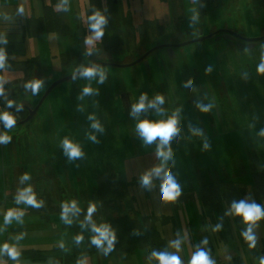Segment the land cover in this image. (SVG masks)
<instances>
[{"label":"rangeland","instance_id":"rangeland-1","mask_svg":"<svg viewBox=\"0 0 264 264\" xmlns=\"http://www.w3.org/2000/svg\"><path fill=\"white\" fill-rule=\"evenodd\" d=\"M67 1L63 0L61 8L65 11L66 4L70 5L68 15L64 14L66 17L63 18L60 31H53L51 27L54 24L49 23L51 20L48 22L49 18H47L48 12L52 13L48 10L51 7L50 0H0V52L3 53L4 58L18 62L8 64L1 70L0 120L3 119L6 122L4 119L6 107L21 109H26L27 106L33 107L50 83L69 75L85 63L91 65L105 60L119 65L127 64L143 56L158 44H177L186 41L188 29V32H193L194 37H197V34L209 35L221 29L233 31L245 38L264 36V0H217L215 4L204 7L202 4L205 2H200L192 7L194 11L198 9L200 14L198 21L195 20L191 26L185 19L184 6L182 7L184 0H174L173 10H170L167 0H123L122 11L126 12L122 13V24L118 25L124 32L119 33L115 28L116 25L110 24L113 20L109 19V25H105L99 37L96 30L89 28L87 31L88 24L85 22V17L82 23L75 21V16H82L78 9V0ZM88 1L86 18L92 21L93 17L97 20L100 19V15L106 13L111 0ZM116 2L120 0H113V3ZM48 24L52 26L49 28ZM132 29L136 34L134 40L132 39L134 36H130ZM261 42L251 44L254 46H250L249 43L243 44L242 50L232 58V63L222 57V53L216 54L221 47L214 46L213 44L216 43L211 39L170 49L177 55L176 67L174 66L169 72L172 75L175 98H177L178 85L183 86L187 95H180L185 98V106H183L185 111H179L177 122L180 126L177 127L175 123L174 135L167 143H163L160 137L149 143L137 129V125L144 121L153 124L161 123L163 119L160 117L161 110L169 109L175 102L170 97V86L165 80L167 75L161 71L163 65L161 57L164 51L162 49L154 51L145 58L149 74L146 77H134L136 81L134 84L137 87L134 92L131 89L133 80H129L131 76L125 74L123 68L93 69L95 73L105 75L106 79H109L108 82H111L96 94L100 98L99 110L95 112L98 116L101 114V118H95L87 110L85 115L81 116L74 107L65 109V126L70 127L72 124L82 126L93 119H101L99 122H91L92 126L87 129L97 134L92 139L94 145L99 147V151L87 154L84 159L82 149L87 151V141L90 138L84 137L82 133L80 138H76L81 140L77 143L81 153L79 155L81 165L91 161L86 158H92L91 164L102 162L104 160L102 147L108 146V154L113 159L110 170H115L116 176L120 175L123 179L136 182L144 180L145 177H148L149 181L152 177H161L160 181L164 179L165 183L166 177H172L178 185L179 195L175 198L177 203H174V200H165L159 184H153L151 181L148 184L138 182L130 185L129 193L134 198L132 208L137 210V215L144 221L143 223L145 225L152 223L163 238L166 248L164 254L176 256L180 264H185L184 260L192 261L199 251H203V246H206L209 239L216 243L220 242L212 255L214 258L237 255L243 250V244L254 247L255 250L258 248L257 252L262 246L263 215L254 222H245L239 217L237 224H241L237 229H232L235 232L231 238L226 239L227 242L219 239L224 236L223 233L216 235L214 240L210 235H204L198 200L196 194L190 190V186L199 184L200 177H207L209 170L213 167L211 160L214 159L209 156L211 146L207 141L209 132L216 135L213 137L219 143H223L229 136V134L227 136L218 134L214 125L216 120L222 123L225 121L223 129L238 131L240 140L250 139L251 129L257 131L252 120L257 119L258 116H264V75L259 72L260 65L264 63V43ZM28 66H30L29 69H27ZM9 68H13L12 71H9ZM195 70L196 75L193 72ZM190 73L194 74L189 77ZM255 73L260 74L254 80ZM149 80L152 81L151 84ZM36 83L39 87L33 88L32 85ZM191 83L195 86H190ZM65 85L66 82L59 84L54 88L52 96H48H51L49 100L53 106L52 113L57 109L54 96L63 93ZM126 88L132 94L134 108L141 102L144 104L139 112L134 111L136 118L130 119L133 121L123 118L119 100L120 92ZM158 97L163 98L162 103ZM103 101L105 105L103 103L99 106ZM177 106L178 102L173 105L178 108ZM201 108L205 113L204 120L201 118L202 113L197 111ZM258 109L260 112L257 113ZM249 110L253 114L248 116ZM18 113L23 115L24 110ZM106 119H110L111 122L117 121L119 124H116L114 130L113 128L103 129L102 127L107 126L102 120ZM172 119L171 116V121ZM206 120L209 131L205 132ZM105 122L108 123V121ZM43 124L44 127L47 126L44 122ZM28 126L23 124L18 127L0 129V138H16L19 135L18 143L21 144L23 141L24 144L25 141L28 146L27 161L30 162L33 159V167H31L32 163L27 166L29 174L34 176H30L32 178L28 176L27 185L24 184L25 189H21L24 179L18 174L21 182L16 183L17 191L12 194L21 197L25 194V190L31 189L33 193L30 195L27 192V195L34 196L39 205H33L31 208L32 204L24 199L16 200L17 197L13 195L6 198L0 196V225L3 226L4 223L8 225V240H11V245L15 240L23 239L26 248L39 251L36 255L39 259L57 257L59 262L53 264H160L157 259L158 251L153 255L154 252L140 247L131 250L129 248L134 245L123 242L120 245L124 247V250L114 248L107 253V242L104 239L99 245L94 243V240L101 238V232L104 230L99 226L96 218L102 219V215L97 213L96 202H92L90 198L95 189L92 173L78 183L84 188L85 199L83 195L74 194L72 189L75 186L72 181H69L68 174L66 177L69 182L65 179L64 183H56L55 177H52V168L47 169L43 133L41 130L36 132L37 137L31 133L27 134L25 131ZM121 126L123 129H120ZM220 126V123H217V127ZM53 129L56 133V129L65 130L68 133L63 123L58 120L51 125V132ZM113 131L117 134L116 138L111 137ZM127 134H129L128 140ZM133 134L136 136H130ZM199 137L204 139L203 143L200 142ZM53 138V143H57V140L63 143L61 134ZM65 139L73 144L71 137H65ZM189 141H191L188 144L190 152L186 148V143ZM6 144V139L0 140V160L8 156L6 152L5 154L1 152V147ZM137 152H141V156H137ZM119 159L123 161L120 162ZM42 163H44L43 167H41ZM213 163L217 165L216 160ZM8 172L9 168L0 169V194L3 192L1 188H3L4 178L2 180V177L8 175ZM17 172L20 171L17 170ZM105 173L112 174L111 171ZM136 178L139 179L132 180ZM8 186L12 189L11 184L6 185V189ZM58 190L61 193L56 196ZM190 193L191 197L188 196ZM116 203L121 205L123 201L119 198ZM245 205L250 207L246 198ZM65 208L68 209L67 212ZM90 208L94 209L91 214ZM9 213H12L11 217L8 216ZM3 215L6 216L5 219ZM87 222L93 224L87 226L89 224L86 225ZM224 224L228 227L234 225L229 222ZM15 228L19 231H14ZM239 230L241 231L238 232ZM248 234L252 237L251 241L247 239ZM10 257L13 256L10 255Z\"/></svg>","mask_w":264,"mask_h":264},{"label":"trees","instance_id":"trees-1","mask_svg":"<svg viewBox=\"0 0 264 264\" xmlns=\"http://www.w3.org/2000/svg\"><path fill=\"white\" fill-rule=\"evenodd\" d=\"M51 1V7L48 8V10H51L52 13L47 14L48 22L51 20V24H48V27L52 28L53 31H60V25H62L64 14H67L69 11L70 5L65 6V13L62 11L61 3L63 0H50ZM123 0H120V2L113 3V0H111L108 3V7L106 10V13L103 15H100V18H103V23L100 25L99 29L94 28L93 25L96 24V19L87 20L86 11L88 8V0H78V9L80 11V14L82 16L76 17L75 21L82 23L84 17L85 22L88 24V30L93 29L96 31L103 32V29L105 25H109V19L113 20L110 22V24L116 25V30L119 33H123L124 30L120 28L119 25L122 24V17L124 12L123 10ZM217 0H184L182 3V7L184 6V12H185V19L188 21L189 26L192 25V23L197 20L199 17V11H194V8L192 10L193 6H196L200 2H205L202 4V6L206 5H212L215 4ZM66 2H68L66 0ZM170 10H173L174 6V0H167L166 1ZM55 9V10H53ZM120 11V12H117ZM128 12V10H127ZM172 12V11H171ZM173 14V12H172ZM68 15V14H67ZM122 15V16H121ZM128 16V14H126ZM202 15V14H201ZM50 16V17H49ZM64 16V17H63ZM71 16V15H70ZM195 17V18H194ZM89 19V17H88ZM193 19V20H192ZM192 20V21H191ZM119 24V25H118ZM188 26V27H189ZM121 30V31H120ZM124 35V34H123ZM130 36L133 37L132 39H136V34L134 33V30L132 29L130 32ZM126 38V37H125ZM212 41H214L216 44H213L214 46H217V48L221 47L216 54L220 55L222 53V57H224L226 60L232 63V58H234L239 51L242 50V45L247 44L246 42L240 41L239 39L226 34H217L213 38H211ZM261 42V41H260ZM257 43V42H256ZM261 43H264L261 42ZM254 43H249L250 46ZM260 44V43H258ZM10 61L5 60L3 62V67L7 65ZM0 68V80H1V70ZM30 66H28L27 69H29ZM26 69V71H27ZM260 72V71H259ZM264 75V72H260ZM260 73H255L253 76V79L255 80L256 77H259ZM22 75V74H21ZM192 75L191 73L189 74ZM25 78V76H24ZM5 83V82H4ZM144 83L147 82L145 81ZM191 86V84H190ZM177 88H179L176 91L177 100L175 99L174 103L171 105L169 109H163L160 112V117H162L161 123H168L171 121V116L173 117L172 121L174 120L176 123V126H180L177 122V117L179 111L183 112L185 111L184 107V99L180 95H187L186 90L183 88V86L178 85ZM132 89L135 91L137 87L135 84L132 85ZM170 96V95H169ZM171 97V96H170ZM178 102V108L173 107V105ZM180 102V104H179ZM105 101H103L99 106H102V104ZM259 106H261L259 104ZM186 108V107H185ZM219 113L218 107H216ZM215 108V112L217 113V110ZM202 109V108H201ZM117 110V109H116ZM212 110V109H210ZM194 111H196L194 109ZM90 113L93 111H89ZM198 112H201V118L204 120V111L200 110ZM260 112V109H258L257 113ZM116 113V112H115ZM114 113V114H115ZM253 114L251 110L248 111L247 115ZM100 118V115L98 116ZM109 117V116H105ZM126 120V119H125ZM105 121H108L105 122ZM102 120L103 123L107 127H102L103 129L108 130L109 128L116 127V124H119V122H111L110 119ZM165 121V122H164ZM216 120V131L220 136L223 134L227 136L228 138H225L223 143H219L212 132L207 136V141L210 143L211 151H209V156L213 157L214 160H211V164L213 167L208 172L207 177H200L199 184L191 185L190 190L191 192L196 194L199 209H200V215L201 220L203 222V234L204 235H210L213 240L215 239L216 235H220L221 233L224 234L222 238H219L221 241H225L228 237L231 238L233 236V233L235 231H232L237 229L241 223H238L239 217L244 220L242 215H237L235 209L238 207L241 203L245 205V198L248 201V205L250 207H258L261 211V214L264 217V116H258L257 119L252 120V123L254 124V127L257 128V131H253L251 129L250 133V139L244 138L243 140H240L239 135L237 134L235 130H229L223 129L225 128V121L223 123L221 122V126L217 127ZM93 122H99L98 119H93V121H90L87 125V129L92 126ZM111 122V123H109ZM133 124V122H131ZM131 124V125H132ZM206 127H204L205 132L209 131V125L207 124V120L205 122ZM103 126V125H102ZM99 128V127H98ZM120 129H123L121 126ZM234 129V128H233ZM84 136L87 137H94V131L85 130ZM106 134V133H105ZM138 134V133H137ZM112 135L116 138L117 134L115 131H113ZM174 135V133H173ZM199 134L197 133V136ZM130 136H136V134L130 135ZM138 137V136H137ZM129 137L126 139L128 140ZM201 143L204 142V139L202 137L198 138ZM120 140L119 138L117 139ZM215 141V142H214ZM93 140H89L87 144L92 145V147H96L95 153L97 150L99 151V147L97 145H94ZM191 141L186 143V148L190 152V144ZM125 143V142H124ZM167 147V146H166ZM108 146L102 147V152L104 153V160L102 162H99V164H91V161H89V167H84L83 165H86V162L82 165L84 173H87V176L92 173L93 180L95 182V189L94 194L90 197L92 202H96V211L97 213H100L102 216V219L97 218V221L99 222V226L104 230V232L107 233L108 238L104 239V241L107 242V248L106 252L109 253L112 249H122L124 250V247L121 246L123 242H129L134 245V247H130L129 249L135 250L136 248L140 247L141 249L150 250L153 255L156 253V251L160 254H164L166 251V248L164 247V240L160 236L159 232L155 229V227L152 225V223L145 225L143 223L144 221L137 215V210L132 208L134 206V198L129 193L130 185L137 184L138 182L144 183V180L141 181H128L126 179H123L120 177V175L116 176L113 169H111V162H113V159L110 158V155L108 154ZM89 150V147H88ZM133 151V150H132ZM134 152V151H133ZM83 158L86 156V150L82 149ZM133 155V154H132ZM137 156H141V152H137ZM218 159V160H217ZM216 160L215 165L213 161ZM120 162L123 161V159H119ZM94 168V169H93ZM93 169V170H92ZM111 171L112 174L108 175L105 172ZM210 174V176H209ZM137 175V174H136ZM124 176V175H121ZM132 177V176H131ZM142 177V176H138ZM82 178L80 177V181H74L73 184L75 187H73V192L75 195H83V199H85L84 195V188L82 184H78L82 182ZM85 178V176H84ZM172 179V177H170ZM132 179V180H137ZM151 182L153 184H159L160 188L163 191V187L165 185V180L161 177H155L150 178ZM169 177H166V180H168ZM149 181V182H150ZM86 183V182H84ZM148 184V183H147ZM82 186V191H80ZM59 193H61L59 191ZM146 193V192H145ZM86 194V193H85ZM126 195V196H125ZM188 196L191 197V193L188 194ZM124 197V198H123ZM120 198V201H123V204L119 205L116 203L117 199ZM194 198V197H192ZM174 203H177V199H174ZM69 205V204H68ZM99 205V206H98ZM247 207V205H245ZM70 208V207H69ZM74 209V207H72ZM133 214H132V212ZM261 215V216H262ZM95 220V219H94ZM150 221V220H149ZM151 222V221H150ZM226 222L234 223L232 227L226 226ZM89 223V224H88ZM88 224V225H87ZM91 222H87L86 225L90 226ZM223 224V225H219ZM98 226V225H97ZM242 230V229H241ZM239 230L238 232H240ZM226 237V238H224ZM109 241H111V247H109ZM228 240H226L227 242ZM220 242H214L211 239L208 240L206 246H203V251H199V253L203 252L207 256H211L215 253L217 244ZM201 246V245H199ZM206 248V251H205ZM155 249V250H154ZM198 253V254H199Z\"/></svg>","mask_w":264,"mask_h":264},{"label":"flooded vegetation","instance_id":"flooded-vegetation-1","mask_svg":"<svg viewBox=\"0 0 264 264\" xmlns=\"http://www.w3.org/2000/svg\"><path fill=\"white\" fill-rule=\"evenodd\" d=\"M188 31H189V29H188ZM188 31H187L188 39L186 41H189L191 39L196 38V37H194L193 32H188ZM158 45H162V44H158ZM158 45H156L155 47H157ZM170 49L171 48H162V50H164V51H163L162 57H161L162 62H163V65L161 64L162 65L161 71H164L167 75V77H166L167 79H165V80L167 81V83L170 86L171 97L173 98V100H175L177 98H175L174 88L172 85V83H173L172 75L169 72L172 71L174 66L176 67L177 55L174 51H171ZM105 50L107 51L108 49H105ZM135 60H137V59H135ZM135 60H133L132 62H134ZM132 62H129L127 64H130ZM99 63L111 64V62H108L105 60L102 62H99ZM127 64H120V65H127ZM87 66H89V64L85 63V64L81 65V67L79 69L73 71L69 75H71L75 72H78ZM104 67H109V66H104ZM146 67H147V64H146V59H145L138 64H135V65L127 67V68H123L122 70H124L126 72L125 74H128L129 76H131V78L129 80H133V84H134L136 82V81H134L135 76L146 77V75L149 74ZM97 68H99V67H97ZM110 68H114V67H110ZM93 69H95V68H93ZM93 69L85 71L82 74L76 76L75 78L67 81L66 85L63 88L64 92L54 96V101H55L56 108H57L56 110H57V113L59 115L61 113H65V109L69 110L72 107H74V109L77 110L78 114H80L81 116L85 115L86 110H87V111H93V113L92 112L91 113L89 112V113L92 114L95 118H99L95 111L99 110L98 100L100 97H97L96 94L100 90H103V88H105V86L110 84L111 82H108L109 79H106L107 77L105 75L97 74L93 71ZM89 72H91V75L86 74ZM66 76H68V75H66ZM52 83H50L48 85V87ZM151 83H152V81L149 80V84H151ZM191 86L194 87V85L192 83H191ZM196 88H201V87H196ZM131 89H132V87H131ZM132 91L134 92L133 89H132ZM53 93H54V89L48 94V96L49 95L52 96ZM48 96L43 100L41 106L33 114V116L30 118V120L25 123V124L29 125L25 132H27V134H30V133L34 134L36 136V132L41 130L43 133V140H44L45 145L49 144L50 146H52V144L54 142V138H53V134L51 132V125H53L54 115L52 113V107L53 106L49 100L51 96L50 97H48ZM119 100L121 102V108H122V111L124 114L123 118L126 120L127 119L128 120L135 119L136 118V115L134 114L135 113L134 112L135 103H134V99H133L132 94L129 91V89L126 88L125 90L120 92ZM61 101H63L65 103L64 107H63V104H61ZM36 104L33 107L27 106L28 109H24V108L21 109L18 107H6L4 110L5 111L4 115H7L11 119H13L14 123L23 121L28 117L29 111H32L33 108L36 106ZM20 110H24L23 115H21L19 113L17 114V112ZM107 110L109 111V107ZM200 110H202V109H199V110L197 109V111H200ZM98 113H100V111ZM64 115L65 114H63L62 117H64ZM100 118H101V114H100ZM98 120H101V119H98ZM0 121H1L0 125L7 123V121L4 122L3 119H1ZM130 121H133V120H130ZM43 122L45 124H47L46 127H44ZM106 134H107V132H106ZM96 135L97 134H95V136ZM127 135H128L127 137H129V134H127ZM112 136L113 135L111 133V137ZM84 137H87V136L85 135ZM18 138H19V135L16 138L12 137V138L6 139V142H7L6 145L8 148L6 153H7V155H10V154L13 155L14 153L11 151V148L13 147V150L15 149L16 153H20V160L23 163L28 162L27 161L28 153H29L28 146H26L25 141H24V144H23V141H21V144H19ZM89 138H90L89 140H93L92 137H89ZM111 140H112V138H111ZM87 147H89L88 154L94 153V151L92 150V145L87 144ZM68 156L71 157L70 154L68 152H66L64 161L61 162L62 165H64V162H65L67 167H69L68 166L69 162H71V160H72L71 159L68 162ZM46 157L48 159V162L50 163L49 152L47 151V149H46ZM88 160H90V158H88ZM52 163H53V161H52ZM86 164H89V163L86 162ZM59 182L63 183V180H59Z\"/></svg>","mask_w":264,"mask_h":264},{"label":"crops","instance_id":"crops-1","mask_svg":"<svg viewBox=\"0 0 264 264\" xmlns=\"http://www.w3.org/2000/svg\"><path fill=\"white\" fill-rule=\"evenodd\" d=\"M5 60H8L7 58H4ZM10 61L8 64L11 65V63H18L12 60H8ZM6 65V66H7ZM13 65V64H12ZM7 69V68H5ZM13 68H9V71H12ZM196 75L197 71H193ZM191 73V74H194ZM194 86L195 84L192 83ZM55 103V101H54ZM52 104V103H51ZM61 104H63V107L65 106V103L63 101H61ZM72 109V108H71ZM59 111V110H58ZM66 113V112H65ZM65 113H61L60 116L57 113V110L53 113L54 117H53V124L55 123V121H59L60 123L62 122L65 129L68 131V133L64 130H57V133L55 132V129L52 130V134L54 137H58L60 134L63 137V143L65 142V137H71L73 140V145L78 147L79 145H77L78 142H80V139H76V138H80V134H85V130H87V124L85 125H78V124H72L70 125V127L68 125L65 126L66 124V117L63 114ZM61 117V118H60ZM55 118H57V120H55ZM221 124V121L219 122ZM70 134V136H69ZM71 140V139H70ZM58 142L57 143H53L52 146H50L49 144L45 145V148L47 149V151L49 152V157H50V163L48 162L47 159V169L49 170V168H52V177H55L56 179V183H60L59 180H63V183L65 181V179H67L66 174L69 175V181H80V177L87 176V173H84L83 171V166L84 167H89V164L86 165H81V162L79 161V156L76 157H69L68 156V162L71 160V162H69V167L67 168L66 163L64 162V165L61 164V162L64 161L65 155H66V149L64 147V144ZM94 143V142H93ZM112 146V145H111ZM7 145L1 147V152H5L7 151ZM79 149V147H78ZM96 147H94L93 151H95ZM11 151L14 153L13 155H8L7 158L5 159H1L0 160V169H6L9 168V174L6 176L2 177V180L4 178V182H3V192H1L0 196L6 198L9 197L11 195L17 197L16 200H23L20 199V197H18L15 194H12L13 192L17 191V186L16 183L18 181L21 182L20 177H18L17 175L20 174L21 177H24L25 175L29 176V178H32L30 176H34V175H30L29 174V170H28V164L32 163L31 167H33V159L29 162H25L23 163L20 160V153H16V150H13V147L11 148ZM80 151V150H79ZM88 154V147H87V151H86V155ZM17 157V159H16ZM85 159V157H84ZM88 160V158H86ZM16 160V161H15ZM18 161V162H17ZM53 161V163H52ZM76 162V165H75ZM88 162V161H87ZM15 166V167H13ZM44 166V163H42L41 167ZM19 167H21V169H19ZM15 168V171L13 172V169ZM70 169V171L68 170ZM80 169V170H79ZM20 171V172H17ZM12 177H11V175ZM34 174V173H33ZM50 174V173H49ZM9 178V181H8ZM0 179H1V173H0ZM23 181V180H22ZM68 181V179H67ZM68 181V182H69ZM27 179H24V183H22V186L20 187L21 189H25V185H27ZM11 184V188L6 189V185H10ZM59 189V188H58ZM32 191V190H31ZM28 192V194H32L33 192ZM58 193V194H57ZM57 193L55 194L56 196L59 195V190L57 191ZM33 208V205L32 207ZM60 208V207H59ZM62 210V209H60ZM63 212V210H62ZM6 213V212H5ZM5 215H3V218L5 219ZM14 231H19V229L15 228ZM8 225L6 223L2 225H0V264H53L55 262H59L57 260V257L54 259H44V257H42V259H39V257H36L37 254H39V251H35L32 249H28L26 248V244L24 243L23 239L20 240H15L14 243L11 245V240H8ZM15 238V237H14ZM262 241V246L259 249V251L257 252V250L254 249V247H250L247 244H243L242 248L243 250L237 254V255H231V256H223V257H212V255L207 256L208 259L211 261V264H264V248H263V242H264V238L261 239ZM11 247H13V251L15 252V258L10 257L9 254V250H11ZM12 251V250H11ZM254 255V256H251ZM183 262H186L185 264L189 263L191 264V259L190 261H186L184 260Z\"/></svg>","mask_w":264,"mask_h":264},{"label":"clouds","instance_id":"clouds-1","mask_svg":"<svg viewBox=\"0 0 264 264\" xmlns=\"http://www.w3.org/2000/svg\"><path fill=\"white\" fill-rule=\"evenodd\" d=\"M93 19H96V17H93ZM103 23V18L97 19L96 24L93 25L94 28L99 29L100 25ZM100 35H102V32L97 31V36L99 37ZM3 62H4V55L2 52H0V68L3 67ZM259 71L260 72H264V63H262L259 67ZM88 75H91V72L86 73ZM33 88H38L39 84H33L32 85ZM87 91V90H86ZM158 100H160V102H163V98L162 97H158ZM144 107V104L141 102L140 104L136 105L134 108V111L139 112L142 108ZM4 119L7 121L8 125L11 126L14 121L8 117L7 115L4 116ZM175 121H170L168 123H149L147 121L141 122L137 125V129L138 131L141 132V134L146 138L147 142H151L153 140H155L157 137L161 138V141L163 143H167V141L169 140V138L173 135V133L175 132ZM93 127H97V125H93ZM7 138H0V140H4ZM64 147L66 149V151L70 154V156L72 157H76L81 155L78 147L74 146L73 144H71L68 141L64 142ZM161 155H163V153H161ZM23 179H28V176L25 175L23 177ZM148 177L144 178V183H148ZM31 189H27L25 190V194H23L20 199H24L26 200L27 203L32 204L34 206H39L35 200L34 196H29L27 195V192H30ZM179 195V191H178V185L169 177V179L166 181L164 187H163V198L165 200H174L176 198V196ZM94 209H89V213L91 214V212ZM68 209L65 208V212H67ZM237 215H242L245 222H254L255 220L259 219L261 217V211L258 207H246L243 203H241L238 207H236L235 209ZM9 217L12 216V213L8 214ZM99 231V230H97ZM107 233L106 232H101V238L100 239H96L94 240V243L96 244H100L102 242L103 239H107ZM247 239L249 241L252 240V237L250 234L247 235ZM109 247H111V241H109ZM9 254L11 256H13V258H15V252L9 250ZM155 255V254H154ZM157 259L160 261V264H180V260L173 255H168V254H160L157 256ZM191 264H211V261L208 259L207 255L204 254L203 252L195 255L191 261Z\"/></svg>","mask_w":264,"mask_h":264},{"label":"water","instance_id":"water-1","mask_svg":"<svg viewBox=\"0 0 264 264\" xmlns=\"http://www.w3.org/2000/svg\"><path fill=\"white\" fill-rule=\"evenodd\" d=\"M217 34H226V35H231L237 39H239L240 41L246 42V43H256V42H260V41H264V36L258 37V38H245L233 31L230 30H225V29H221V30H217L213 33H210L209 35H202V34H197V37L194 39H191L189 41H185L182 43H177V44H162V45H158L157 47H153L152 49L148 50L143 56L139 57L137 60H135L134 62L127 64V65H119V64H108V63H95L92 65H89L85 68H83L82 70L75 72L71 75L65 76L63 78L57 79L55 80L44 92V94L42 95V97L39 99V101L37 102L36 106L33 108L32 111H29V115L28 117L20 122L17 123H13L11 126L8 125V123L2 124L0 125V129H4V128H11V127H18L21 126L23 124H25L26 122H28L30 120V118L33 116V114L38 110V108L41 106L43 100L48 96V94L55 88L57 87L59 84H62L64 82H67L73 78H75L76 76L82 74L85 71H88L90 69L93 68H97V67H104V66H109V67H114V68H127L130 66H133L135 64H138L140 62H142L148 55H150L151 53H153L154 51L158 50V49H162V48H181L185 45H189V44H194V43H199L205 40H208L210 38H212L213 36L217 35ZM26 109H28L27 107H25Z\"/></svg>","mask_w":264,"mask_h":264}]
</instances>
